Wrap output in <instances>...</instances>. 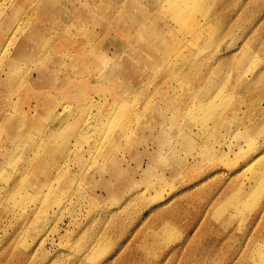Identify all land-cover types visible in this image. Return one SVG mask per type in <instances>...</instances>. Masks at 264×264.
Masks as SVG:
<instances>
[{
  "label": "rangeland",
  "instance_id": "1",
  "mask_svg": "<svg viewBox=\"0 0 264 264\" xmlns=\"http://www.w3.org/2000/svg\"><path fill=\"white\" fill-rule=\"evenodd\" d=\"M17 1L0 264H264V0Z\"/></svg>",
  "mask_w": 264,
  "mask_h": 264
},
{
  "label": "bare ground",
  "instance_id": "2",
  "mask_svg": "<svg viewBox=\"0 0 264 264\" xmlns=\"http://www.w3.org/2000/svg\"><path fill=\"white\" fill-rule=\"evenodd\" d=\"M12 1L13 0H3L1 5H0V33H3L4 31H2V30L12 26L14 23V20H15L14 13H16V12L11 11L10 13L7 14V11H6L8 5L11 4ZM25 3H26V0H18L17 5L15 7V9H16L15 11H19L18 4L24 5ZM117 22H119L121 24L120 17L117 19ZM16 32H17V29L15 30V33ZM28 38L30 40L31 38H33V36L30 34V35H28ZM8 51H9V45L7 46V44H6V47L4 49V54H6ZM0 81H2V77H0ZM36 82H39V81H36Z\"/></svg>",
  "mask_w": 264,
  "mask_h": 264
}]
</instances>
